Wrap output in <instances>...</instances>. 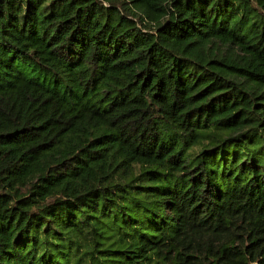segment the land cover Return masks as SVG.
Returning <instances> with one entry per match:
<instances>
[{
	"label": "trees",
	"instance_id": "trees-1",
	"mask_svg": "<svg viewBox=\"0 0 264 264\" xmlns=\"http://www.w3.org/2000/svg\"><path fill=\"white\" fill-rule=\"evenodd\" d=\"M0 264H264V0H0Z\"/></svg>",
	"mask_w": 264,
	"mask_h": 264
}]
</instances>
